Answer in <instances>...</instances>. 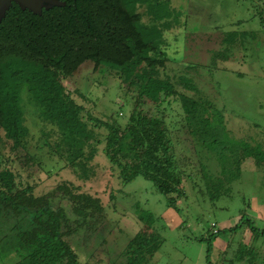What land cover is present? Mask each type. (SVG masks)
<instances>
[{
    "label": "trees",
    "instance_id": "obj_1",
    "mask_svg": "<svg viewBox=\"0 0 264 264\" xmlns=\"http://www.w3.org/2000/svg\"><path fill=\"white\" fill-rule=\"evenodd\" d=\"M62 1L66 7L44 9L42 15L13 4L0 22V225L34 237L48 253L36 259L81 264L69 238L89 235L108 218L105 202L85 191L99 176L100 152L112 177L117 176L121 192L143 178L182 219L181 203L197 195L221 198L231 181L240 177V169L231 178L225 171V162L235 152L229 141L230 116L219 98L197 86L194 79L201 75V66L190 64L168 72L167 36L183 27L184 11L174 8L170 0ZM260 21L264 25V8ZM233 35L237 34L225 35L224 42L229 45L232 41L227 38ZM174 37L179 40L178 34ZM230 45L224 49H237ZM89 62L110 69L127 87L132 97L125 103V117L123 105L111 116L102 115L81 89L65 85ZM165 103L180 105L182 128L194 156L179 153L181 143L174 140L172 125L149 109L152 105L159 110ZM29 117L36 119L38 136L27 125ZM31 142L36 143L34 149ZM251 148L257 158V148ZM42 152L54 157L58 171H70L84 185L65 180L37 195L35 169L48 177L53 173L50 165L41 164ZM241 216L231 228L217 226L216 233L200 239L207 246V264H214L215 242L224 233L235 236L246 228L253 240H264V229L247 213ZM145 232L129 243L126 264H147L160 251L165 240L157 234L152 240ZM241 249L240 264H259L264 259L255 246Z\"/></svg>",
    "mask_w": 264,
    "mask_h": 264
},
{
    "label": "rangeland",
    "instance_id": "obj_2",
    "mask_svg": "<svg viewBox=\"0 0 264 264\" xmlns=\"http://www.w3.org/2000/svg\"><path fill=\"white\" fill-rule=\"evenodd\" d=\"M170 1L174 8L184 11L185 15L183 27L167 36L171 46L168 72L176 73L190 64L201 66L198 68L201 75L194 79L197 86L219 98L221 107L230 116L229 141L234 145L232 149L235 152L225 162V171L229 170L228 177L231 178L239 168L240 177L231 181L227 194L219 199L197 195L189 203H181L183 219L173 213L175 218L166 223L164 213L167 198L143 178H137L121 192L117 176L112 177L109 162L100 152L96 160L99 176L85 186V191L100 197L109 213L107 220L87 238H69L81 261L100 246L111 251L116 246H126L150 226L153 230L145 232L148 237L157 234L165 240L159 251L162 257L158 264H207V246L200 239H207L216 233L217 225L221 227L226 223L228 227L225 224V228L229 229L238 223L244 212L260 229H264V25L260 21L264 4L260 0ZM234 32L237 35L228 36L227 39L237 49L228 52L224 47L231 45L224 42V37ZM174 34H178V41ZM65 85L71 90L81 89L102 115L111 116L119 110V105L125 107L124 117L128 113L125 103L131 101L132 96L127 94V87L121 84L115 73L106 67L96 68L94 63H86ZM149 109L152 113L164 115L172 125V136L181 143L179 153L194 156L192 144L182 128L184 115L180 105L165 103L159 110L149 105ZM35 122L36 119L29 117L27 125L38 136ZM35 145V142H31L33 149ZM251 147L257 148V158L253 156ZM5 149L6 153H10L8 146ZM41 154L44 156L41 164L50 165L53 173L48 177L35 169L39 172L35 177L37 195L52 191L65 180L84 185L70 171H58L54 157L52 159L44 152ZM113 194L116 200L111 199ZM182 220L184 227L179 224ZM21 231L0 225V264H50L47 260L42 261L43 256L48 255L46 250L33 241L34 237ZM244 246H255L256 253L264 258V240H253L252 233L245 228L235 236L224 233L216 240L212 262L240 264L238 256ZM38 256H42V259H36ZM259 264H264V259Z\"/></svg>",
    "mask_w": 264,
    "mask_h": 264
},
{
    "label": "crops",
    "instance_id": "obj_3",
    "mask_svg": "<svg viewBox=\"0 0 264 264\" xmlns=\"http://www.w3.org/2000/svg\"><path fill=\"white\" fill-rule=\"evenodd\" d=\"M108 213H109V211H108ZM173 213H176V212L174 210L166 208V211L164 213V217L166 218V223H167V221H169V219L173 220L175 218ZM168 214H169V216H168ZM114 215H116V214H114ZM109 216H110V214H109ZM179 224L182 225V227H184L183 220ZM225 224H222L221 227H218V228H221V229L223 228L224 229L225 228ZM227 227H228V225H227ZM87 236H89V235H87ZM81 238H87V237L84 234H82L81 237L78 236L76 239H81ZM129 243L126 246H121V247L120 246H116V248L113 251L107 249V247L105 248L104 246H100V248L98 250H96V252H94L93 254L86 255V257H85V259L83 261H81L79 255L76 252L75 247L71 245L70 248L73 250V252L77 256V260L81 264H126V262H128V257L126 255V253H127L128 249L131 247V246H128ZM161 250H162V246L160 248V251ZM161 257L162 256H161L160 252H157L154 255L152 261L147 263V264H158L159 259ZM89 259H90V261H89Z\"/></svg>",
    "mask_w": 264,
    "mask_h": 264
},
{
    "label": "water",
    "instance_id": "obj_4",
    "mask_svg": "<svg viewBox=\"0 0 264 264\" xmlns=\"http://www.w3.org/2000/svg\"><path fill=\"white\" fill-rule=\"evenodd\" d=\"M13 4H17L22 10H29L35 15H42L43 10H51L55 7H66L62 0H0V22H2Z\"/></svg>",
    "mask_w": 264,
    "mask_h": 264
}]
</instances>
